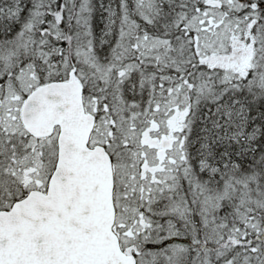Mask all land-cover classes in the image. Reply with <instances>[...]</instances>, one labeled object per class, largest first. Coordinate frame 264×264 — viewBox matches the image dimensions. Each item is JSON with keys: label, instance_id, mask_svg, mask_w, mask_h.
<instances>
[{"label": "snow or ice", "instance_id": "1", "mask_svg": "<svg viewBox=\"0 0 264 264\" xmlns=\"http://www.w3.org/2000/svg\"><path fill=\"white\" fill-rule=\"evenodd\" d=\"M0 264H264V0H0Z\"/></svg>", "mask_w": 264, "mask_h": 264}]
</instances>
